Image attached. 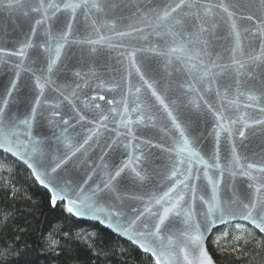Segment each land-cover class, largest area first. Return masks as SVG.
I'll return each instance as SVG.
<instances>
[{
  "label": "snow or ice",
  "instance_id": "obj_1",
  "mask_svg": "<svg viewBox=\"0 0 264 264\" xmlns=\"http://www.w3.org/2000/svg\"><path fill=\"white\" fill-rule=\"evenodd\" d=\"M0 11L9 13V22L14 27L27 29L22 33L23 41L14 45L16 50L9 51L0 43V65L7 67L12 57L18 58L13 62V76L0 94V150L23 161L49 194V206L52 209L61 206L66 213L68 227L50 232L44 238L47 247L56 250V255L61 249L72 251L81 244L93 249L95 236L72 228L80 221L98 222L126 238L149 254L154 264H214L205 241L217 225L246 221L264 233V0H143L142 3L140 0L135 3L133 0H0ZM13 15L18 24L12 21ZM122 21L128 24L124 30L118 28ZM104 28L112 35H104ZM145 28L159 40L150 48L120 53L122 57L126 55L129 68H134L139 86L132 83V72L126 71L121 77L123 95L109 113L113 122L119 116V126L131 133L129 126L134 122L147 126V122L156 120L152 114L156 107L154 98L170 121L171 128L166 131L171 144L163 147L144 141L148 148H161L167 154L163 186L146 196L132 197L145 204L143 210L135 207L126 210L118 185L126 179L122 177L126 170H130L134 180H145L142 165L147 156L144 151L114 166L100 183L89 184L92 176L87 174V179H70L69 162L78 153L82 154L81 150L98 135L100 127H107L105 122L109 115L101 113L99 121H89L96 123V128L81 132L76 125L85 120V116L79 113L78 118L61 116L56 110L58 106L45 99L44 94L52 83L54 70L63 69L80 78L87 75L73 71L79 60L68 51L73 44L82 46L80 57L84 56L83 47H87L89 56L95 59L93 54L98 53L99 46L124 47L123 41L113 43V36L134 38L136 34H143ZM80 31H84L86 37L70 41L69 38ZM40 34L42 43L33 39ZM219 41L224 43H217ZM217 47L221 50L215 51ZM29 49H35L32 63L43 60L46 64L40 76L24 66ZM142 51L154 53L149 63L137 61V52ZM213 51L214 59L210 54ZM118 63L123 64V60ZM154 64H161L168 77L173 73L177 75L176 87L181 91L187 89L184 95L214 90L219 98L218 105L204 101L215 120L207 159L199 147L204 137L190 135L187 125L178 120L165 102L159 87L160 69ZM22 71L32 75L22 80ZM97 88L111 92L120 89L121 83L101 80ZM21 89L26 94L32 93L30 99L25 96L29 111L23 117L10 107ZM142 89L146 94L143 98ZM246 93L252 103L245 107L252 108L256 104L261 115L245 112L234 117L232 109L238 107L236 98ZM60 95L68 100L62 91ZM198 100H203V95L189 103L200 109ZM121 106L123 111H120ZM45 107L50 110L48 124L59 128L58 133L53 131L55 152L62 153L58 156L46 150L45 139L33 136L36 117L39 114L43 119ZM129 109L135 113V121L130 118ZM73 111H76L75 106ZM56 117L60 119L55 120ZM80 138L83 143H79ZM74 141L78 146L73 150ZM118 143V139H114L108 147ZM47 144L51 146L52 141L48 140ZM253 144L256 149L252 148ZM237 176L246 178L242 186L235 183ZM242 238L243 234H238L233 239ZM97 254L93 251V255Z\"/></svg>",
  "mask_w": 264,
  "mask_h": 264
},
{
  "label": "water",
  "instance_id": "obj_2",
  "mask_svg": "<svg viewBox=\"0 0 264 264\" xmlns=\"http://www.w3.org/2000/svg\"><path fill=\"white\" fill-rule=\"evenodd\" d=\"M135 2L136 0H133V3ZM140 2L142 3L143 0H140ZM124 14L129 15L127 12ZM12 21L17 24L19 23L16 21L15 15L12 16ZM137 26L143 27V25L140 23H137ZM127 27V22L122 21L118 23V28L120 30H124ZM25 31H27L26 28H21L19 26L14 27L13 23L9 22V13L0 11V43H3L5 48H7L9 51L16 50L14 45H16L17 41H23L24 37L22 33ZM102 32L106 36L112 35L108 28L102 29ZM86 35L87 34L84 31H80L75 33L69 39L70 41L79 40L85 38ZM144 37H146V39ZM33 39L38 43L43 42L42 34H40L39 38L34 37ZM112 40L113 43L123 41L124 47L109 49L107 45L99 46L98 53L93 54L95 59L89 56L87 47H83L84 56L80 57L82 46L73 44L72 47L68 49V51L72 54L74 59L79 57L78 62H76V67L73 69V71H81L82 74L87 75L83 76V78H80L71 75V73H68L63 69H61L59 72L54 70L53 74H51L52 83H50L45 88L44 98L50 103L56 104L58 106L56 110L60 112L61 116L63 117H77V113H79V115L85 116V120L80 121V123L76 125L77 130L81 132L86 133L87 129L96 128L98 125L96 123H89V121H99L101 113L109 115V120L105 122L107 127H100L98 135L95 136L93 140L90 141L88 145H85L81 150L82 154L78 153L77 156L73 157V160L69 162L68 168L70 171L68 172V176L70 179H79L81 177L87 179V175H91L92 180L88 181L89 184H92L93 181L100 183L107 178L108 172L111 171L114 166H118L122 162L127 161L130 155H139L140 151H144L145 155L147 156V160L144 161L142 165L145 168V180L143 182L134 180V176L130 170H126V172L122 174V177H126V179H122L121 183L118 185L119 194L123 198L124 208L127 210L135 207L137 209L143 210L145 204L141 200L133 199L132 197L146 196L148 192L157 190L158 186H163L162 174L166 171L167 165V154L163 153L161 148H148L145 146L144 141L150 140L153 144H160L163 147H168L171 144V138L166 130L171 128L170 121L168 120L163 107L160 106L158 102L154 101V98L153 102L156 104V107L152 109V114L155 115L156 120L154 122H147V126L145 123L137 124L134 122L129 126L131 128V133L128 132V129L119 126V116H116V122H113L109 110L116 106L115 101L120 100L123 95L124 86L121 77L126 74V71L132 72V83L139 86L138 77L135 74L134 68H129L126 55L122 57L120 53L126 54L127 52L134 51L137 48H150L151 46L157 44L159 38L155 35H152L150 29L145 28L143 34H136L134 38H121L113 36ZM217 43L222 44L224 42L219 41ZM220 50L221 49L219 47L215 49V51ZM40 51L43 52V49H40ZM34 53L35 49L28 50V58L24 60V66L31 68L36 72L37 76H40V70H46V64L43 60L35 64L32 63V60L35 59ZM210 54L214 59L215 52L213 51ZM153 57L154 53L142 51L137 52L136 59L139 63L146 64L149 63ZM17 59V57H12L7 67L0 65V94H3L8 80L13 76V62ZM121 59L123 60V64L118 63V61ZM65 63H67V61ZM153 66L160 69L159 87L165 102L169 104V108L174 112L182 124L187 125L190 135H201L204 137L199 147L201 149V154L207 159V156L211 152L212 148L213 138L210 133L215 127V120L211 113L207 111V106L204 104V101H207L209 104L218 105L219 98L216 96L215 91L213 90L209 93L191 92L186 96L184 95V92H186L187 89L181 91L176 87L178 77L175 73H173L172 77H168L164 74V69L161 64H154ZM116 69H119V71ZM169 71H171V68H169ZM93 73H95V75H93ZM31 75V72L22 71L21 79L23 80ZM101 80L107 82L115 80V82L121 83V88L111 92L102 88H97V84ZM77 85L80 86L77 87ZM197 87L199 86L197 85ZM61 91L64 93V96L68 97V100H65L64 97L60 95ZM73 92H75V95H72ZM256 94L258 95L259 93ZM26 95L30 99L32 93L26 94L25 90L21 89L20 93L17 94L16 102L10 105L11 110L21 117L26 115L29 111V105L25 102ZM144 95L146 94L142 89V98ZM200 95H203V100H198V103H200L202 107L200 109H196L192 107L189 102ZM246 96L247 93L245 96H240L238 98L230 97V99L236 98L238 105V107L232 109V115L236 117L243 115L245 112L261 115L256 104H253L252 108L245 107L246 104L252 103L247 100ZM101 97H103V99H101ZM129 99L131 100L132 98L130 97ZM109 100H112L114 103H107ZM96 105H99L100 107L97 108ZM73 106H75L76 111H73ZM43 111V119L39 114L36 117L33 127V136L34 138L45 139L46 150H50L58 156L62 153L55 152L56 142L53 136V131L58 133L59 128H54L52 125L48 124L50 110L45 107ZM120 111H123L122 106L120 107ZM129 111L130 118L135 121V113H131V109H129ZM59 119L60 117L55 118V120ZM72 122L75 123V119H73ZM69 131L71 132V129H69ZM114 139H118L119 143L112 148H109L108 145L111 144ZM48 140L52 141L51 146L47 144ZM79 143H83V138H80ZM73 145L74 150L78 144L76 141H74ZM252 148L256 149V144H253ZM64 150L66 151V149ZM240 151L243 154V150L241 149ZM0 152L21 163L32 174V171L23 161L13 157L11 154H8L3 150H0ZM223 156L224 145L222 143V164L224 163ZM158 173H161V175H158ZM209 175H212L211 171ZM245 181L246 178L244 177L237 176L235 178V183L237 186H242ZM84 187L87 188V185H84ZM164 190H166V188ZM86 222L98 224L102 228L106 229L98 222ZM230 224H243L249 226L264 237V233H260L258 229L246 221L237 220L227 225ZM227 225H217L216 227L212 228L211 232L206 238V246L213 232ZM109 231L113 233L111 230ZM113 234L137 247L126 238H123L115 233ZM139 250L144 253L141 249ZM208 252L214 260V264H219L214 259L209 249Z\"/></svg>",
  "mask_w": 264,
  "mask_h": 264
},
{
  "label": "trees",
  "instance_id": "obj_3",
  "mask_svg": "<svg viewBox=\"0 0 264 264\" xmlns=\"http://www.w3.org/2000/svg\"><path fill=\"white\" fill-rule=\"evenodd\" d=\"M48 200L49 194L31 172L0 152V264H154L137 247L86 221L72 228L94 235L93 249L81 244L56 255L44 238L68 227L67 217L61 206L52 209ZM238 234L243 238L235 241ZM207 246L219 264H264V237L243 224L215 230Z\"/></svg>",
  "mask_w": 264,
  "mask_h": 264
}]
</instances>
